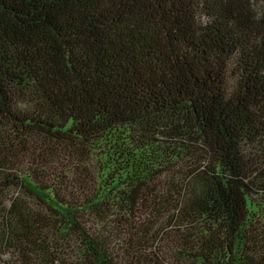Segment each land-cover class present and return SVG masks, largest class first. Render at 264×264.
Returning a JSON list of instances; mask_svg holds the SVG:
<instances>
[{"label":"trees","instance_id":"obj_1","mask_svg":"<svg viewBox=\"0 0 264 264\" xmlns=\"http://www.w3.org/2000/svg\"><path fill=\"white\" fill-rule=\"evenodd\" d=\"M0 264H264V0H0Z\"/></svg>","mask_w":264,"mask_h":264}]
</instances>
